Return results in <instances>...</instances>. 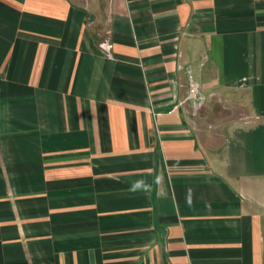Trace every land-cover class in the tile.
<instances>
[{
  "label": "crops",
  "instance_id": "obj_1",
  "mask_svg": "<svg viewBox=\"0 0 264 264\" xmlns=\"http://www.w3.org/2000/svg\"><path fill=\"white\" fill-rule=\"evenodd\" d=\"M0 264H264V0H0Z\"/></svg>",
  "mask_w": 264,
  "mask_h": 264
},
{
  "label": "built area",
  "instance_id": "obj_2",
  "mask_svg": "<svg viewBox=\"0 0 264 264\" xmlns=\"http://www.w3.org/2000/svg\"><path fill=\"white\" fill-rule=\"evenodd\" d=\"M101 48L105 54L111 55L109 43L105 42L104 44H102ZM189 99L192 101V106L194 110H196V108L201 103V98L199 96L198 84L195 82H192L190 85Z\"/></svg>",
  "mask_w": 264,
  "mask_h": 264
}]
</instances>
